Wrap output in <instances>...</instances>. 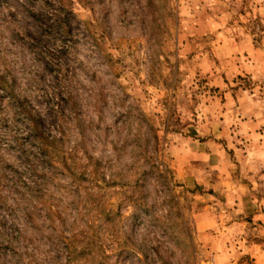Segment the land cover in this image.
Wrapping results in <instances>:
<instances>
[{
  "label": "rangeland",
  "instance_id": "374dc122",
  "mask_svg": "<svg viewBox=\"0 0 264 264\" xmlns=\"http://www.w3.org/2000/svg\"><path fill=\"white\" fill-rule=\"evenodd\" d=\"M6 3L0 76L59 142L53 167L38 168L40 192L24 194L36 175L17 183L20 159L7 134L35 151L3 102L0 245L15 222L25 236L14 245L19 258L0 246V264L46 261L49 237L73 234L74 252L86 249L76 264H254L242 248L264 246L263 230L253 225L248 237L230 229L238 214L213 188V173L233 178L240 166L217 122L229 114L225 94L241 89L264 104V0ZM41 3L68 13V50L54 57L61 73L25 42L39 33L25 9ZM14 186L23 189L14 194Z\"/></svg>",
  "mask_w": 264,
  "mask_h": 264
},
{
  "label": "trees",
  "instance_id": "16d2710c",
  "mask_svg": "<svg viewBox=\"0 0 264 264\" xmlns=\"http://www.w3.org/2000/svg\"><path fill=\"white\" fill-rule=\"evenodd\" d=\"M28 2H35L36 0H27ZM48 3V1H46ZM8 3V0H7ZM6 3V4H7ZM50 5V4H49ZM23 8V6H21ZM35 8L26 10L29 17L33 19L35 28L38 29L39 33L37 35L28 34V39L25 42L30 46L31 52L36 55V57L42 58L47 61V66L51 69H56L58 73H61L62 68V59L55 60L54 57H57V54H60L61 51L66 53L68 47L66 46V42L68 43L71 38L70 35V21L67 16L68 13H61L60 9L56 8V6H50V8L45 7L41 3L40 6H35ZM43 20H47L46 22ZM64 44L65 47H62ZM61 56V55H60ZM59 57V56H58ZM61 58V57H60ZM60 75V74H59ZM58 80H62L63 78H57ZM53 98H57V96H53ZM4 101H7L6 107L11 108V110L15 111L13 113L14 119L16 121L15 124L21 121L24 124L25 134L27 135V139L30 140L32 147L34 148V155L30 153L27 154L24 146L20 144L19 140L13 136L10 132L7 134L10 137V141L13 146V151H15V155L20 159L19 166L15 165L18 171H13L12 173L16 175L17 183L22 181L25 176L33 175L36 177L31 178L32 186L29 184L26 187V191L24 194H32L35 195L40 192V188L44 185L35 184L38 182V175L41 174L38 168L41 166L46 167L45 164L51 165L53 167V163L51 161L52 154L50 149H54L56 147V142H59L56 137L47 134L45 129L43 128L42 121L44 120L43 115L38 108L32 107L29 103V100L25 97H19L16 93H13L12 87L8 84L7 80L0 76V114L4 112V106L2 105ZM54 112V111H53ZM49 167V166H48ZM47 168V171L49 169ZM21 168V169H20ZM24 183V182H23ZM35 186H38L35 187ZM14 186V190L12 193L16 194L20 192V188ZM23 189V188H22ZM41 213L42 210H40ZM51 213V208H47L44 212V216L42 218L49 217ZM31 212L25 213L27 218H31ZM44 220V219H43ZM1 222V221H0ZM2 223V222H1ZM14 230L10 231V234L4 236V241L7 243L5 247L1 246L2 250H7V255H11L14 257L16 254L17 258L20 256L16 252L15 242L24 238L23 227L18 222H15ZM56 229L52 231V233H56ZM52 237V239H51ZM76 235H71L70 237H60L57 235H52L49 237L48 244L50 247L49 251H45V256H48L45 260L37 262L36 264H60L58 261L61 257L65 258L66 264H76V261L85 255L86 249L82 248L79 252H74V244ZM33 248V246H31ZM25 252L27 251L26 247H23ZM13 250L12 252L10 251ZM35 249V248H34ZM1 251V248H0ZM34 257V256H33ZM6 264V263H4ZM15 264V263H13ZM17 264L19 262L17 261Z\"/></svg>",
  "mask_w": 264,
  "mask_h": 264
},
{
  "label": "crops",
  "instance_id": "0c3cea01",
  "mask_svg": "<svg viewBox=\"0 0 264 264\" xmlns=\"http://www.w3.org/2000/svg\"><path fill=\"white\" fill-rule=\"evenodd\" d=\"M225 95V107L229 114L223 116L222 121L218 118L217 122L220 128L223 125L227 127L228 137L225 139L230 147L236 153L241 152L238 160L240 166L235 171V176L232 178L229 174L228 179L224 178L227 170L217 168L213 173L217 177L213 188L218 193L226 192L228 202L238 214L231 221L230 229L241 231L245 236L247 232L250 237L249 231L253 225H257L264 233V104L241 89ZM220 134L222 135L221 132ZM217 144V149L221 148L219 141ZM226 252L222 249L219 256H225ZM242 252L249 255L254 264H264V246H245Z\"/></svg>",
  "mask_w": 264,
  "mask_h": 264
},
{
  "label": "built area",
  "instance_id": "2783aa9c",
  "mask_svg": "<svg viewBox=\"0 0 264 264\" xmlns=\"http://www.w3.org/2000/svg\"><path fill=\"white\" fill-rule=\"evenodd\" d=\"M207 264H215V263H214V260H211Z\"/></svg>",
  "mask_w": 264,
  "mask_h": 264
}]
</instances>
